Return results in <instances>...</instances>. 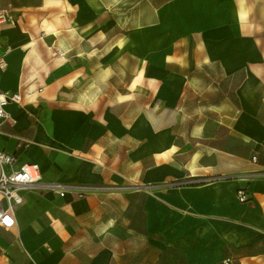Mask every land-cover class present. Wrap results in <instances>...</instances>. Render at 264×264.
Instances as JSON below:
<instances>
[{
  "label": "crops",
  "instance_id": "crops-1",
  "mask_svg": "<svg viewBox=\"0 0 264 264\" xmlns=\"http://www.w3.org/2000/svg\"><path fill=\"white\" fill-rule=\"evenodd\" d=\"M8 5L0 91L34 95L7 106L0 151L43 183L96 190L21 191L0 264H124L144 247L264 264V0ZM205 177L223 178L191 184ZM136 196L144 236L130 227Z\"/></svg>",
  "mask_w": 264,
  "mask_h": 264
},
{
  "label": "built area",
  "instance_id": "built-area-1",
  "mask_svg": "<svg viewBox=\"0 0 264 264\" xmlns=\"http://www.w3.org/2000/svg\"><path fill=\"white\" fill-rule=\"evenodd\" d=\"M11 6L0 8V34L1 26L9 21ZM1 36V35H0ZM61 56L60 53H57ZM4 68V60L0 58V69ZM38 89L37 93H41ZM34 93L28 91H17L7 93L0 91V124L9 116L8 105H20L25 101L32 100ZM254 161L255 158L253 157ZM223 177H205L191 183L200 184L222 179ZM225 178V177H224ZM54 191L57 195L63 196L65 191L74 192L78 198L85 197V194L96 190L87 186H66L61 184L43 183L39 166L35 163H24L17 165L16 157L0 151V227L10 229L14 226L13 212L16 206L22 203L21 191ZM240 203L247 201L246 192L243 189L236 191ZM222 264H229L226 260Z\"/></svg>",
  "mask_w": 264,
  "mask_h": 264
},
{
  "label": "rangeland",
  "instance_id": "rangeland-1",
  "mask_svg": "<svg viewBox=\"0 0 264 264\" xmlns=\"http://www.w3.org/2000/svg\"><path fill=\"white\" fill-rule=\"evenodd\" d=\"M149 49H137V72L138 75H140V73H142V71L144 70V67L146 66V64H144V54L145 52H149ZM148 59H153L150 55L147 56ZM147 70H155L158 71L160 70V65H147ZM237 83L236 80L233 81L234 84V88H235V84ZM138 86L143 87V81L142 80H138L137 81ZM154 88H156V83L155 85H153ZM141 203H142V198H140V196H136L134 198V200L132 201V208L129 211V216L131 217V223H130V227L132 229H134V231L136 232V234L138 236H144V229H143V212H142V207H141ZM158 258V259H157ZM161 258H164V261L167 260H171L173 261L174 264H183L182 263V258L178 255H173V254H164V255H159V253L156 252V250H154L151 247H144L140 250H136L134 252H131L130 255L126 256L124 259V264H143L144 261H148L147 263L150 264L153 261H156L157 263L159 262L162 263ZM159 260V261H158Z\"/></svg>",
  "mask_w": 264,
  "mask_h": 264
},
{
  "label": "trees",
  "instance_id": "trees-1",
  "mask_svg": "<svg viewBox=\"0 0 264 264\" xmlns=\"http://www.w3.org/2000/svg\"><path fill=\"white\" fill-rule=\"evenodd\" d=\"M191 184H194V183H191ZM200 184H202V183H200ZM143 235H145V232H144V234ZM157 253H159V255H164V254H173V255H178V256H180L181 258H182V263L183 264H187L186 263V257H185V255L184 254H182V253H180V252H178V251H175V250H172V249H164V250H162V251H157ZM158 259V258H157ZM159 261V260H158ZM160 261H162V263H160V264H174L173 263V261H169V260H167V261H164V258H161V260ZM150 264H159V262L157 263L156 261H153V262H151Z\"/></svg>",
  "mask_w": 264,
  "mask_h": 264
}]
</instances>
